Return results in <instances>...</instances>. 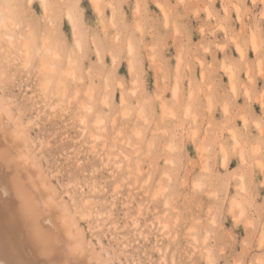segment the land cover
Here are the masks:
<instances>
[{
  "label": "rangeland",
  "instance_id": "rangeland-1",
  "mask_svg": "<svg viewBox=\"0 0 264 264\" xmlns=\"http://www.w3.org/2000/svg\"><path fill=\"white\" fill-rule=\"evenodd\" d=\"M8 1L0 106L43 211L102 264H264V0Z\"/></svg>",
  "mask_w": 264,
  "mask_h": 264
},
{
  "label": "bare ground",
  "instance_id": "bare-ground-1",
  "mask_svg": "<svg viewBox=\"0 0 264 264\" xmlns=\"http://www.w3.org/2000/svg\"><path fill=\"white\" fill-rule=\"evenodd\" d=\"M92 1L96 5V8H99L98 0H92ZM7 2H9V1L8 0H0V25L1 26H2V23H5L4 26H6V25L8 26V24H9V23L6 24L7 19L4 20V18H6L5 11L7 14H9L8 10L4 9ZM40 2L42 3L41 5H43V7L45 9L48 8V5H49L48 0H40ZM67 11H68L67 12V18H68L69 22L72 23L74 20L73 19L74 17L69 10H67ZM7 17H9V16H7ZM12 19H11V21H13ZM14 21L16 22V24L19 25L20 22L16 18ZM7 22H9V21H7ZM74 30H77V29L74 28ZM75 34H76V32H75ZM47 40H44V44H45V41H47ZM27 41L25 44L26 49L31 48V47H29L30 43H28ZM80 42L81 41H79V39H77L76 43L78 45H80ZM46 45H47V43H46ZM253 45H254L255 49H258V44L256 42L255 36H253ZM43 46H45V45H43ZM43 48H45V47H42V49ZM79 49L81 50V47H79ZM240 50L242 51L241 48H240ZM27 51H26V53H27L26 57H28V56L32 57L31 56L32 50H30L31 52L29 51V49ZM44 51H45V49H44ZM129 51L132 54L135 51L134 46L132 45L131 42L129 43ZM46 52H47V50H46ZM47 55L49 56V54H47ZM54 55H53L54 57L60 56V54L57 52H55ZM48 56H43L44 59L42 60V67L44 68L45 71L42 70V72L49 73V71H50L51 74H54V73H56L54 71H57L56 70L57 68L56 69L54 68L55 66H53V65H55V63L52 60H50L51 62L54 63L52 65L53 67L52 66L51 67L55 70H53V69L49 70L51 68V67L49 68V66H50L49 64H52V63H50ZM28 58H26V59H28ZM70 58L71 57H69V59ZM53 59H55V58H53ZM27 61H29V60H27ZM74 63H76V62H74ZM227 68H228V72H229L230 83H231L232 89L234 91H236L237 90V82H238L237 77H236V73H235L234 69H232V67H227ZM47 69H48V71H47ZM52 71L54 73H52ZM63 72H65V71H63ZM69 72H72V74H70V75L75 74L74 70H71ZM67 74H68V72H67ZM44 75L47 76L48 74H44ZM74 76L75 75H73V77ZM63 77L60 78L61 80L59 79L60 81L58 80L59 84H60V82H61V84H63V82H65V81L62 82ZM52 79L53 78H51V80ZM51 80H49V81H51ZM46 84H48V82H46ZM177 89H178V87L176 85L174 88V91L177 92ZM246 93H248V89H246ZM106 97H104L105 101L107 99ZM0 117H7L4 119L5 120L3 122L4 125H0V264H77V263H79V260L75 261L77 259H75L73 257V255H71L72 251H74L73 249H76L77 252H80V255L86 260V264H102V262L99 259L95 258L90 253L92 251L90 250V252H89V249L85 247L83 240H82V237L78 231V228L76 227L75 221L70 219L67 216V214H65L66 211L64 212L62 210L63 206H61L59 208L58 206H60V203L57 202L59 205L58 204L56 205L54 203L56 205V207H55L54 204H52L53 202L50 201L51 202L50 204L53 205L51 207H55V209L58 208V211H59V209H60V211L57 214V216H54V214L52 215L51 214L52 212L48 213V211L46 214L43 211V209H45V208H43L44 207L43 205L47 206V204L45 203L46 201H44V203L41 202L39 197L37 198V195L39 193L35 192V190L33 189V188L36 189V187L32 188L27 182L31 178V173L16 170L14 168V166H12L10 164L11 160H12V158H10V155L12 154L13 142L16 140L19 141L21 138V134H23V132L22 131L20 132L19 128L17 127V125L15 124L13 119L11 120V117H9L6 110H4L1 106H0ZM243 120H245V122H246L248 119H247V117L243 116ZM232 137H233V140L235 141V147L239 146L241 142H240V139L238 137V133L235 129L232 130ZM22 144L25 147L26 143L24 144L22 142ZM19 148H21V146ZM19 148H18V151H20ZM23 149L24 148H21V150H23ZM258 149H259L258 146L255 147L256 151ZM203 150H205V149H203ZM220 150L222 152V162L226 165L229 161V152H228V149L226 148L225 142L224 143L220 142ZM23 152H24V150L22 151V153ZM25 153L28 154V152H25ZM25 153H23V154H25ZM14 156H16V155H14ZM23 157L26 158L25 155H23ZM240 158L242 160L245 159V151L243 148L240 151ZM27 163H29V161H27ZM208 164H210V163H208ZM33 165H34V163H33ZM28 166H29V164H28ZM17 167H19V166H17ZM208 167H206V168H208ZM28 170H30V169H28ZM35 170L38 171V169H35ZM32 176L35 177L34 175H32ZM27 178H28V180H27ZM37 179L38 178H36V180ZM44 181H45V178H44ZM29 183H31V182H29ZM197 184L199 185L200 183H197ZM40 185L43 186V184H40ZM33 186H36V185L33 184ZM37 187H38V185H37ZM50 189H52V188L50 187ZM41 191H42V189L40 190V192ZM36 193H38V194H36ZM53 193L54 192L52 191V196L54 197ZM51 199H53V198H51ZM56 199L57 198H54V200H56ZM54 200H52V201H54ZM56 201H58V200H56ZM169 202L170 201L167 199L166 203L168 204ZM241 204H240L239 200L234 199L233 205H238L240 207ZM243 208L244 207L242 205V209ZM46 209H45V211H46ZM53 209H51V210H53ZM56 210H53V212L56 213L55 212ZM244 211H245V208H244ZM241 215H243V213Z\"/></svg>",
  "mask_w": 264,
  "mask_h": 264
}]
</instances>
